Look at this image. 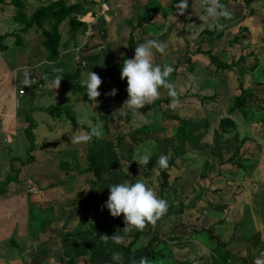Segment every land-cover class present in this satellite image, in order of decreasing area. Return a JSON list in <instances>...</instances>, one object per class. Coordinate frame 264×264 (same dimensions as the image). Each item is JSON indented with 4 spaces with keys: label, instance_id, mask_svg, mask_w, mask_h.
<instances>
[{
    "label": "crops",
    "instance_id": "crops-1",
    "mask_svg": "<svg viewBox=\"0 0 264 264\" xmlns=\"http://www.w3.org/2000/svg\"><path fill=\"white\" fill-rule=\"evenodd\" d=\"M8 1L0 4V23L5 17L13 19L11 26L4 24L6 29L12 30L4 32V39L15 35L16 46L26 41L30 60L34 58V61L22 60L18 65H10L11 54L6 53L8 44L3 40L6 48L0 50V264H116L112 260L115 251L123 253V264H131L133 257L137 264L141 257H147L149 264H244L264 246V189L255 192L259 185H264L262 172L259 166H253L250 176L246 175L244 181L245 171L242 170L239 180L242 188H224L228 182L234 181L226 180L218 173H234L236 169L220 170L217 166L220 157L225 160L229 156L221 143L220 155L209 156L207 151L203 158L192 157L189 153L177 156L168 169L170 185L164 189L152 188L159 198L167 201V213L155 226L148 225L143 231L122 232L125 228L123 215L113 218L109 210L102 207L110 194L108 186L125 181L135 183L137 180L147 184L152 176L158 183L161 176L157 161L129 169L123 161L116 165L118 158L114 145L117 140L93 137L88 143H71L70 138L74 134L90 132L96 121L90 108L78 113L81 105L70 102L65 87L64 91L61 86L53 88L56 70L62 69L63 62L67 60V55L62 53L68 49L61 41L65 48L40 74H35L33 68H26L25 63L38 62L34 55L36 50L27 43L28 38L23 39V34L15 33L21 28V23L13 18V5ZM90 14L92 19H96L97 15ZM152 34L147 36L148 40L159 37ZM144 40H140L141 44ZM164 56L166 53L162 56L154 50V64L160 65V57ZM132 57L134 55L129 59ZM24 69L40 77L43 72L41 89L32 83L30 87L24 86ZM30 76L31 79L33 75ZM101 79L108 91L112 90H109L111 84L112 88L115 87L114 78ZM61 81L69 87L63 79ZM20 88L27 92L19 95ZM125 97L120 95L122 100ZM82 99L85 101L83 94ZM50 101L54 105L49 104ZM93 102L96 101H91L90 106ZM170 105L173 111L167 110V114L162 113L163 117L158 120L162 124L178 121L167 115L183 117V113L175 112ZM142 109L141 113L145 114ZM147 109L146 117H150L152 114ZM80 120L84 123L81 124ZM101 120L103 133H115L112 127L104 125L105 115H101ZM156 131L159 135L152 139L155 144L163 135L160 133L166 132L165 126ZM126 136L122 134L123 138ZM137 140L135 144L129 141L126 147H139L140 141ZM101 148L107 149V154H102L106 159L101 157ZM103 165L111 168L116 165L117 170L95 172ZM211 165L216 167L212 169ZM150 167L154 173L152 176L147 172ZM132 168H135V174ZM52 178L58 182H53ZM188 182L196 187L188 189ZM245 185L251 187L244 189ZM31 186L36 190L32 191ZM243 217L246 222L241 223ZM210 231L223 243L218 244ZM104 234L109 237L117 234L123 239L119 244L111 240L105 244L99 239ZM131 240L134 241L129 245ZM125 246L128 251L124 250Z\"/></svg>",
    "mask_w": 264,
    "mask_h": 264
},
{
    "label": "rangeland",
    "instance_id": "rangeland-1",
    "mask_svg": "<svg viewBox=\"0 0 264 264\" xmlns=\"http://www.w3.org/2000/svg\"><path fill=\"white\" fill-rule=\"evenodd\" d=\"M68 1H78L87 9L85 12L77 13V16L86 21L88 25L85 30L79 27L76 34L71 35L67 20L61 22L59 26L61 41L65 42L64 46L68 49L67 53H62L67 55V60L62 64V72L66 73L67 71L74 75L78 69L73 81L79 83L77 84L79 92L83 95L85 90L81 87V81L86 80L91 71L98 74L100 78H114V88L117 93L115 96L105 97V94L110 91L102 84L98 89L101 93L100 99L90 106V102L83 101L81 93H75L72 88L63 85L62 81L60 86L63 91L66 88L67 96L71 99L70 102L76 103L78 106L81 105L78 113L85 108H90L94 112L95 127L102 122L101 115H105L104 125L112 127L115 133L104 132V140L112 138L111 140L116 142L119 131L124 136L128 135L126 138L122 137L123 139L118 140L119 143L114 145L117 162L123 161L130 169L132 160L135 165H138L137 161L148 154H150V162L158 161L161 156L169 155L168 158H170L174 152L177 153L176 157L189 153L192 157L203 158V153L207 151V155L216 156L220 155L219 144L221 143L223 149H227L226 152H228L230 160L237 161L244 167L236 166L226 159L227 163H225L226 161L222 160L223 157L219 158L217 166L220 170L231 167L236 169L234 173H218V175H223L226 180L234 181V183L228 182L226 186H223L224 188H242L239 184L241 183L239 182L240 172L245 171L242 179L245 181L246 175L250 176L253 166H259L263 176L262 183L264 182V0H250V2L247 0H221V3L232 15L230 19L219 18V23L223 24L222 30L211 29V32H207V29H210L209 24L214 21L201 19L206 16L202 0H188V8L183 15L176 10V5L180 3V0ZM46 2L47 0H26V13H31L39 4ZM0 4L2 3L0 2ZM3 5L5 4L3 3ZM0 7L2 8V5ZM158 9H162V11L159 12ZM90 12L97 15L96 19L91 18ZM87 14L88 16H86ZM148 15L150 16L149 22H143L141 25L136 24ZM12 20L10 16L3 19L0 23V34H4L6 30L12 31L9 28L6 29L4 25L6 22L7 26H11ZM44 25L49 28L48 22H45ZM243 26L246 28H242ZM154 31H156L154 35L159 37L149 40L155 39L163 42L166 46V57H160L159 63L161 64L158 65L162 67L167 64L174 69L169 79L174 83L180 101L174 111L178 110L183 113V117L178 116V121L175 123L162 124L158 121L163 117L162 113L165 115L167 110L173 111L169 108L171 97L168 103L163 102L152 107L145 106L152 115L146 117L148 111L143 108L145 113L143 120H133L132 116L121 115L119 111L127 99V80L121 79L120 59L125 51H129L130 33L136 40L145 39L144 43L148 40L147 36H151ZM15 33L23 34V39L28 38L27 43L32 44L31 47L34 46L36 50L34 55L37 56L36 61L38 62L25 63L26 68H33L35 74H40L43 69L51 66V60L47 58L48 52L41 43L43 35L39 28L35 29L33 26L23 32L21 27ZM14 36L4 39V42L8 44L6 53L11 54L10 65L16 63L18 65L19 61H28L31 57L26 41H22L16 46L14 43L16 36ZM65 47L61 43L60 51ZM76 47H79V51H75ZM0 50L2 49L0 48ZM79 54L80 56H77ZM63 57L62 55L61 58ZM46 59L48 61L44 62ZM81 60L85 61L84 65ZM30 61H34V58ZM33 72L29 76L33 75L30 76L31 80L34 78L36 81L39 75H35ZM57 74L63 77L61 72H56ZM119 83L120 85L117 87ZM42 86L43 84L40 83L36 87L41 89ZM112 86L113 84L109 90L113 89ZM241 90L253 91L257 97L247 98L244 107L230 110L233 98ZM161 94L169 96L164 89H161ZM120 95L126 96V99L122 100ZM63 103L68 105L67 102ZM49 104L54 105L51 101ZM93 112H91L92 115ZM145 126L154 128L149 129ZM164 126L166 132L160 133L163 135L158 137L156 144L154 141L153 143L152 139L159 135L156 129H162ZM136 138L137 141H140L138 142L139 147L134 149H130L134 146L126 147L130 144L129 141L133 144L137 143ZM109 144L112 145L111 142ZM235 146H239L238 153L234 151ZM99 152H101V157L106 159L104 155L107 154V149L101 148ZM103 153L104 155H102ZM116 167V165L113 168L103 165L99 170L96 168L95 172L106 171L109 173L112 172L111 170H117ZM151 167L147 172L152 176L154 173ZM210 167L214 169L216 165ZM131 170L135 174V168ZM88 172L92 173V171ZM33 177L40 181L36 176ZM154 180L155 178L152 176V179H148L147 185L151 188H161V179L158 183H155ZM52 181L58 182L56 178ZM168 181L169 186L170 179ZM192 186L196 187L191 183L187 187L190 189ZM243 187L248 189L251 185ZM263 187L264 185L261 187L259 185L255 192L263 190ZM248 215L246 214V216ZM244 222H246L245 217L241 220V223Z\"/></svg>",
    "mask_w": 264,
    "mask_h": 264
},
{
    "label": "clouds",
    "instance_id": "clouds-1",
    "mask_svg": "<svg viewBox=\"0 0 264 264\" xmlns=\"http://www.w3.org/2000/svg\"><path fill=\"white\" fill-rule=\"evenodd\" d=\"M205 5L206 16L202 20L211 19L214 23H210L209 27L213 30H222L223 24L219 23V18L230 19L229 12L221 0H202ZM188 8V0H180L176 5V10L183 15ZM154 50L160 54L166 52V46L163 42L157 40H147L135 47L134 58L123 60L121 69V79L127 80V99L119 109L121 115L130 114L133 120H143L145 115L141 113V109L146 105L153 104L161 97V89L167 91L171 97V107L175 109L179 106L178 93L174 83L170 82L171 73L174 69L170 65L159 66L154 64ZM60 69L56 72L59 73ZM25 79L24 86H31L29 78V70L24 69ZM63 77L59 74L55 75L53 80V88L58 89ZM103 81L95 72H89L86 80L81 81V86L86 88V94L89 100L97 101L101 95L98 89ZM117 90L113 88L106 95L115 96ZM81 124L83 120L79 121ZM103 125L99 124L93 127L88 133L74 134L70 139L73 144L88 143L93 137L103 138ZM139 164L147 165L150 162V154L144 155L138 161ZM159 169L168 168V157L161 156L157 161ZM155 170V169H154ZM110 194L102 207H106L113 218L123 215L125 228L122 232H131L133 230L143 231L148 225L155 226L168 211V203L166 200L159 198L157 193L149 187L144 181L137 180L135 183L123 182L108 186ZM99 239L105 244L111 240L119 244L123 237L117 234L109 237L108 235H100ZM112 260L116 264H123L124 256L122 252L115 251L112 253ZM131 264H137L136 260L131 258ZM139 264H149L147 257H141Z\"/></svg>",
    "mask_w": 264,
    "mask_h": 264
},
{
    "label": "trees",
    "instance_id": "trees-1",
    "mask_svg": "<svg viewBox=\"0 0 264 264\" xmlns=\"http://www.w3.org/2000/svg\"><path fill=\"white\" fill-rule=\"evenodd\" d=\"M5 0H0V2H4ZM250 2V0H247ZM9 3L14 6V14L13 18L21 23L22 30H27L28 28H31L35 26V29L39 28L41 30V33L43 35V38L41 40V43L43 46L46 48L48 55L47 58L49 60H55V57H57L59 53V46L61 44V32L59 29V26L63 20H67V23L69 24V33L71 35H75L77 29L81 27L83 30L87 28V22L83 21L78 18L77 13L79 12H85L87 9L83 7V5L76 1V2H69L68 0H47L46 3H41L35 9L27 14L25 10L26 6V0H9ZM150 21V16L148 15L144 20H140L136 22V24L141 25L143 22H149ZM48 22L49 23V28H47L44 23ZM246 28V27H242ZM207 32H211V29H207ZM6 37V33L0 34V48L5 49L6 44L3 42L4 38ZM236 38V36H234ZM18 39V37L16 38ZM140 43V40H136L133 36L132 33H130L129 39H128V48L129 51L124 52L121 55L120 59V64L122 66L123 60L129 59L132 55L135 54V47L138 46ZM65 45V42H64ZM59 68V66H58ZM61 70V69H60ZM61 74L63 75V81L65 84L69 85L70 88L73 90H79V86L73 82L74 75L78 73V69L74 72V75L71 74L70 72H62L60 71ZM59 72V73H60ZM43 76V72L41 74V77ZM41 77L39 76L38 82L41 83ZM82 87V86H81ZM84 91V99L85 101L91 102L92 100H89L86 94V88L82 87ZM101 96V95H100ZM100 96L97 99H100ZM252 97H257V94H255L253 91H245L241 90L234 98L232 101V104L230 106V110L235 109V108H242L244 107L247 98H252ZM171 98L169 96H163L160 97L158 100H156L153 104L151 105H146L147 107H152L153 105H159L163 102L168 103ZM128 117L131 115L128 114ZM170 118H175L178 119L179 117L176 115H167ZM127 117V118H128ZM71 122L75 125V122L73 119H71ZM84 128H86V125H82ZM117 138V143L118 140L122 138V134L119 133ZM235 153H238L239 151V146H235L234 148ZM176 158V154L171 156L168 159V168L167 169H159L160 176H161V188L166 187L169 184V173L168 169L170 166L174 163V160ZM227 161H230V163L235 164L236 166L238 165L241 168L243 164L237 163V161H233L232 159L230 160V157L226 159ZM225 160V161H226ZM226 161V163H227ZM118 165V162L117 164ZM135 162H131V166H134ZM210 235L212 238L216 240L218 244H222L223 242L215 236L211 231ZM134 240H131L128 244H132ZM128 247L125 246L124 250L128 251Z\"/></svg>",
    "mask_w": 264,
    "mask_h": 264
},
{
    "label": "built area",
    "instance_id": "built-area-1",
    "mask_svg": "<svg viewBox=\"0 0 264 264\" xmlns=\"http://www.w3.org/2000/svg\"><path fill=\"white\" fill-rule=\"evenodd\" d=\"M79 19H81L80 17H78ZM76 49L78 50L79 47H76ZM82 64H85V61L81 60ZM39 78V76H38ZM38 78L35 81V79H32V84L36 85L40 83L38 82ZM27 91L24 88H20L19 89V95H23L24 93H26ZM30 189L32 191H35V187L31 186ZM203 264V263H202ZM205 264H231V263H224V262H215V263H205ZM244 264H264V246L259 248L258 251L251 257L249 258Z\"/></svg>",
    "mask_w": 264,
    "mask_h": 264
}]
</instances>
